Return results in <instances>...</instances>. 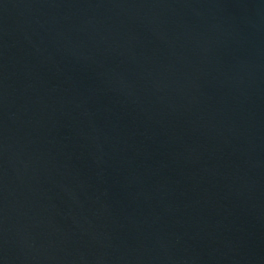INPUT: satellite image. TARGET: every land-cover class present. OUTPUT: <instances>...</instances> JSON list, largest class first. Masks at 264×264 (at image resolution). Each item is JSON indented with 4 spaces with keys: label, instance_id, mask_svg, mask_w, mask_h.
<instances>
[{
    "label": "water",
    "instance_id": "water-1",
    "mask_svg": "<svg viewBox=\"0 0 264 264\" xmlns=\"http://www.w3.org/2000/svg\"><path fill=\"white\" fill-rule=\"evenodd\" d=\"M0 264H264V0H0Z\"/></svg>",
    "mask_w": 264,
    "mask_h": 264
}]
</instances>
